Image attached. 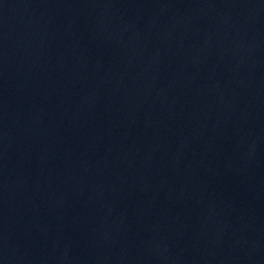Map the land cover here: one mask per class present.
Wrapping results in <instances>:
<instances>
[{
	"label": "water",
	"instance_id": "obj_1",
	"mask_svg": "<svg viewBox=\"0 0 264 264\" xmlns=\"http://www.w3.org/2000/svg\"><path fill=\"white\" fill-rule=\"evenodd\" d=\"M0 264H264V0H0Z\"/></svg>",
	"mask_w": 264,
	"mask_h": 264
}]
</instances>
